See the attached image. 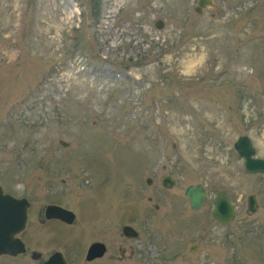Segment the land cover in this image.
Segmentation results:
<instances>
[{"label": "rangeland", "instance_id": "1", "mask_svg": "<svg viewBox=\"0 0 264 264\" xmlns=\"http://www.w3.org/2000/svg\"><path fill=\"white\" fill-rule=\"evenodd\" d=\"M197 2L0 0V185L33 206L27 252L0 264L54 251L70 264H264V173L234 147L250 136L264 158V0ZM197 183L209 193L192 210ZM219 190L229 225L213 217ZM48 204L74 225L41 223ZM97 239L108 254L87 262Z\"/></svg>", "mask_w": 264, "mask_h": 264}, {"label": "water", "instance_id": "2", "mask_svg": "<svg viewBox=\"0 0 264 264\" xmlns=\"http://www.w3.org/2000/svg\"><path fill=\"white\" fill-rule=\"evenodd\" d=\"M212 4V0H199L196 10L202 12ZM67 146V143L61 142ZM235 148L239 154L246 159V167L249 171L264 172V159L255 158V147L249 136H241L235 143ZM147 183L151 184L152 179L148 178ZM163 185L166 188H171L174 185V180L170 176L163 179ZM191 207L195 210L204 206L207 200V190L202 184L189 185L185 191ZM249 211L255 213L259 207L256 195L252 194L248 197ZM29 202L27 199H18L9 194H4L0 186V254L18 255L26 251V247L22 240L16 237V234L24 229L27 221V208ZM47 216L49 218H60L68 222H72L75 214L61 206L50 205L47 208ZM214 217L223 223H231L235 218V209L231 204L227 193L220 190L215 199ZM123 233L127 237L135 238L138 232L131 226H125ZM191 251H195V247H191ZM105 252L103 243L93 244L89 249L88 258L93 259L96 256L102 255ZM33 257H38L34 253ZM44 264H68L61 252H56Z\"/></svg>", "mask_w": 264, "mask_h": 264}, {"label": "flooded vegetation", "instance_id": "3", "mask_svg": "<svg viewBox=\"0 0 264 264\" xmlns=\"http://www.w3.org/2000/svg\"><path fill=\"white\" fill-rule=\"evenodd\" d=\"M33 206L31 205V208H32ZM31 208H29V211H30V209ZM28 211V214H29V217H28V222H27V225H26V228L21 232V234H24V233H26L28 230H29V221H30V212ZM41 220V223H43V224H47V223H50V222H52V221H60L59 219H48V217L45 215V209H44V218H41L40 219ZM60 222H62V221H60ZM75 222H76V220H75ZM74 222V223H75ZM62 223H64V222H62ZM74 223H72V224H69V225H74ZM20 234V235H21ZM103 242V243H105V245H106V247H107V249H106V252L102 255V256H98V257H95L93 260H91V261H87V262H96V261H100V260H103L105 257H106V255L108 254V251H109V247H108V245H107V243L105 242V241H103V240H99V239H97V240H94V241H92L91 243H89V245L86 247V250L84 251V254H85V256H86V254H87V251H88V249H89V246L92 244V243H94V242ZM25 242V241H24ZM26 244V243H25ZM27 245V244H26ZM33 252V251H32ZM120 252H121V255L124 257L125 256V253H126V249H123V248H120ZM32 254V253H31ZM116 258H118L119 259V257H116ZM121 258V257H120Z\"/></svg>", "mask_w": 264, "mask_h": 264}, {"label": "bare ground", "instance_id": "4", "mask_svg": "<svg viewBox=\"0 0 264 264\" xmlns=\"http://www.w3.org/2000/svg\"><path fill=\"white\" fill-rule=\"evenodd\" d=\"M194 41H197V39H194ZM196 46L193 48V50H196ZM205 60L204 56H198V57H193L189 60L188 62V69L186 72H192V70H195L196 67L200 66L201 63H203V61ZM179 62V60H178Z\"/></svg>", "mask_w": 264, "mask_h": 264}]
</instances>
